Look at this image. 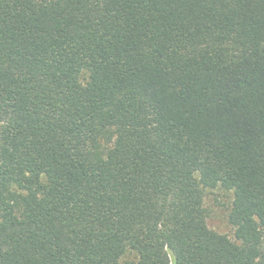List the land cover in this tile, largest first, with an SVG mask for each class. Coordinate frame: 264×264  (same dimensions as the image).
I'll use <instances>...</instances> for the list:
<instances>
[{
    "label": "trees",
    "instance_id": "obj_1",
    "mask_svg": "<svg viewBox=\"0 0 264 264\" xmlns=\"http://www.w3.org/2000/svg\"><path fill=\"white\" fill-rule=\"evenodd\" d=\"M0 264H264V0H0Z\"/></svg>",
    "mask_w": 264,
    "mask_h": 264
},
{
    "label": "rangeland",
    "instance_id": "obj_2",
    "mask_svg": "<svg viewBox=\"0 0 264 264\" xmlns=\"http://www.w3.org/2000/svg\"><path fill=\"white\" fill-rule=\"evenodd\" d=\"M232 199V193L221 188L206 190L205 206L208 210V226L230 237H233V228L228 222V214Z\"/></svg>",
    "mask_w": 264,
    "mask_h": 264
}]
</instances>
